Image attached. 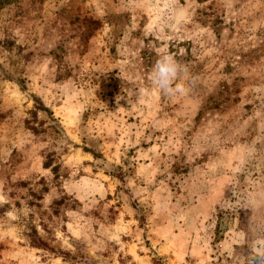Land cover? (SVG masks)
Here are the masks:
<instances>
[{
    "label": "rangeland",
    "instance_id": "rangeland-1",
    "mask_svg": "<svg viewBox=\"0 0 264 264\" xmlns=\"http://www.w3.org/2000/svg\"><path fill=\"white\" fill-rule=\"evenodd\" d=\"M0 264H264V0H0Z\"/></svg>",
    "mask_w": 264,
    "mask_h": 264
},
{
    "label": "clouds",
    "instance_id": "clouds-1",
    "mask_svg": "<svg viewBox=\"0 0 264 264\" xmlns=\"http://www.w3.org/2000/svg\"><path fill=\"white\" fill-rule=\"evenodd\" d=\"M180 71H182L181 67L171 56H164L153 65L151 78L165 94L183 93L185 91L183 84L177 83L173 87V82Z\"/></svg>",
    "mask_w": 264,
    "mask_h": 264
},
{
    "label": "trees",
    "instance_id": "trees-1",
    "mask_svg": "<svg viewBox=\"0 0 264 264\" xmlns=\"http://www.w3.org/2000/svg\"><path fill=\"white\" fill-rule=\"evenodd\" d=\"M44 110V109H43ZM237 249V246L235 247ZM254 257H257L256 255H254Z\"/></svg>",
    "mask_w": 264,
    "mask_h": 264
}]
</instances>
